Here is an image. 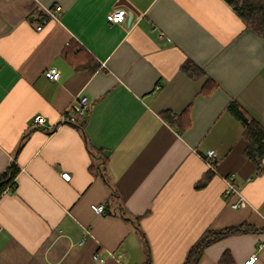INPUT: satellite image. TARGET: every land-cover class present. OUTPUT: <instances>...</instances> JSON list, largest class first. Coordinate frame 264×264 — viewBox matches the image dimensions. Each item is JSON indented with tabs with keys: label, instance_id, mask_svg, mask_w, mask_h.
I'll return each mask as SVG.
<instances>
[{
	"label": "crops",
	"instance_id": "1",
	"mask_svg": "<svg viewBox=\"0 0 264 264\" xmlns=\"http://www.w3.org/2000/svg\"><path fill=\"white\" fill-rule=\"evenodd\" d=\"M117 9L123 23L108 20ZM82 95L86 115L60 123ZM231 102L264 128V39L225 0H0V175L19 167L0 196V264H184L207 229L234 226L258 231L211 243L197 264L225 252L264 264V171ZM185 111L183 131L163 116ZM38 114L54 128L34 126ZM228 175L240 197H224Z\"/></svg>",
	"mask_w": 264,
	"mask_h": 264
},
{
	"label": "trees",
	"instance_id": "2",
	"mask_svg": "<svg viewBox=\"0 0 264 264\" xmlns=\"http://www.w3.org/2000/svg\"><path fill=\"white\" fill-rule=\"evenodd\" d=\"M225 1L238 11L248 27L252 28L264 39V0ZM71 44L72 42L68 45L70 48L64 52V55L72 64L78 66V51H75L76 46H70ZM182 70L192 78H198L204 75L203 68L192 60H187L183 64ZM216 87V83L213 80H209L201 92L205 95H210ZM228 109L244 124V137L247 141L245 154L256 165L258 172L262 173L264 171V128L255 119L247 116L236 102H231ZM187 114V111L180 115L165 112L163 116L172 126H176L183 131L190 123V119L187 117L189 115ZM93 168L92 166L91 169ZM18 172L19 167L15 163H12L10 167L0 175V196L9 188L14 190L16 183L15 178ZM248 231L258 230L248 226H234L223 230L207 229L189 249L184 264H197L205 248L211 243L228 235ZM221 264H234L232 255L229 252L223 254Z\"/></svg>",
	"mask_w": 264,
	"mask_h": 264
},
{
	"label": "built area",
	"instance_id": "3",
	"mask_svg": "<svg viewBox=\"0 0 264 264\" xmlns=\"http://www.w3.org/2000/svg\"><path fill=\"white\" fill-rule=\"evenodd\" d=\"M44 15L41 18L42 23H46L48 19L52 18L55 20H59L63 14V7L60 5H57L55 8H44ZM127 11L125 9H117L108 14V20L112 23H123L127 18ZM38 28H41V25L38 26ZM46 76L52 80L56 81L59 80L61 76V72L56 67L48 68L45 72ZM89 108V97L87 95L77 96L69 107H67L62 115L60 123H74L77 121L79 117H83L86 115ZM33 125L36 127H46L48 130H52L54 126L47 125L46 118L38 114L34 117ZM215 157V153L213 151H209L205 158L208 160V164L210 166V169L215 171L214 166L210 163V160H212ZM62 177L66 180L71 179V174L69 172H63ZM226 180V188L224 190V197H234V196H241L240 189L237 185V179L234 175H228L225 178ZM241 203V200L238 199L234 202H232V207L237 208L239 207ZM92 209L94 212L100 214L104 213L106 211V206L104 204H92ZM85 241V238L83 237L79 244H83ZM123 254L119 255V258H121ZM96 258L99 259V255H95ZM258 258L257 254L252 255L248 260H246V264H253Z\"/></svg>",
	"mask_w": 264,
	"mask_h": 264
}]
</instances>
